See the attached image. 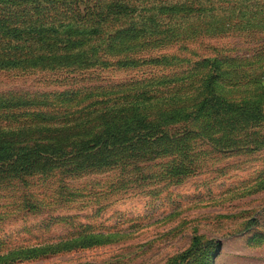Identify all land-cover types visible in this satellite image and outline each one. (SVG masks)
Masks as SVG:
<instances>
[{
    "label": "rangeland",
    "instance_id": "1",
    "mask_svg": "<svg viewBox=\"0 0 264 264\" xmlns=\"http://www.w3.org/2000/svg\"><path fill=\"white\" fill-rule=\"evenodd\" d=\"M131 1L158 15L153 35L100 53L106 67L0 71V96L156 79L205 57L219 62L212 96L224 108L161 129L153 146L108 167L40 159L29 175L0 180V256L52 247L11 264H264V0H163L173 12ZM162 58L170 64L155 63ZM90 235L100 244L56 252ZM194 237L213 245L181 260Z\"/></svg>",
    "mask_w": 264,
    "mask_h": 264
},
{
    "label": "trees",
    "instance_id": "2",
    "mask_svg": "<svg viewBox=\"0 0 264 264\" xmlns=\"http://www.w3.org/2000/svg\"><path fill=\"white\" fill-rule=\"evenodd\" d=\"M164 5L168 3L157 2L149 12L176 10ZM139 8L131 0H0V71L106 67L110 62L100 53L120 55L130 49L133 40L154 34L152 25L157 21L151 18L158 15L150 17ZM198 28L195 32H201ZM119 57L115 63L127 65ZM155 63L168 65L170 61L162 58ZM214 64L204 57L184 71L156 79L1 95L0 180L29 175L40 168V159L59 165L78 163L86 170L108 167L118 155L132 159V152L143 150L146 144L153 146L163 128L212 112L219 115L224 100L212 94L223 74L219 62ZM230 111L242 115L232 105ZM99 238H75L56 252L92 247L100 244ZM212 245V241L194 237L180 259ZM39 250L8 252L0 256V264L55 253L52 247Z\"/></svg>",
    "mask_w": 264,
    "mask_h": 264
}]
</instances>
